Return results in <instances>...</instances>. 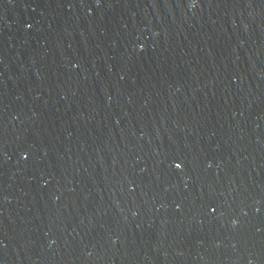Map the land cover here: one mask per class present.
I'll return each instance as SVG.
<instances>
[{
    "label": "water",
    "instance_id": "obj_1",
    "mask_svg": "<svg viewBox=\"0 0 264 264\" xmlns=\"http://www.w3.org/2000/svg\"><path fill=\"white\" fill-rule=\"evenodd\" d=\"M0 264H264V0H0Z\"/></svg>",
    "mask_w": 264,
    "mask_h": 264
}]
</instances>
